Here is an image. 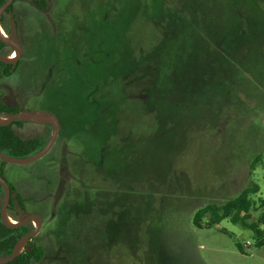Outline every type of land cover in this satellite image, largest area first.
<instances>
[{
    "label": "rangeland",
    "instance_id": "1",
    "mask_svg": "<svg viewBox=\"0 0 264 264\" xmlns=\"http://www.w3.org/2000/svg\"><path fill=\"white\" fill-rule=\"evenodd\" d=\"M116 1L127 0H52L45 13L25 1L17 5L18 37L26 56L16 73L0 77V97L8 95L30 111L62 122L45 156L5 166L6 178L26 198L28 213L43 220L34 242L47 251L35 264H264V245L256 244L250 228L229 218L212 227L194 223L199 208L223 204L253 184L259 191L251 194L255 207L249 221L264 212V0H183L205 12L204 25L217 37V49H228V56L208 53L204 41L185 34V29L147 56L145 70L156 57L152 87L142 94L133 88L141 98L125 109L129 118L121 129L127 141L119 164L107 167L119 183L110 177L108 183L79 191L91 179L86 163L98 158L105 132L111 130L108 120L99 119L98 107L116 111L134 68L122 28L131 13L129 7L122 8V14L110 13ZM157 1L148 3L151 7ZM105 12L103 27L90 22ZM63 14L62 30L58 25ZM4 22L10 30L9 15ZM94 35L103 41V50L85 58L83 51H92ZM151 37L152 29L142 26L131 40L146 45ZM117 42L125 57L118 67L112 53ZM102 65L111 73L116 68L130 72L106 78ZM187 66L198 69L189 72ZM99 77L108 80L97 88ZM95 114L98 118L92 119ZM132 121L134 136L125 133ZM34 123L15 129L23 138L43 135L47 143L53 130ZM98 160L101 163L102 156ZM105 171L101 167L99 173ZM63 175L67 181L59 183ZM5 193H0V201ZM74 195L80 196L74 200ZM94 202L105 207L106 215L73 226L71 243L62 245L68 210L88 212ZM26 214L8 212L14 222ZM248 241L252 245L247 246Z\"/></svg>",
    "mask_w": 264,
    "mask_h": 264
},
{
    "label": "trees",
    "instance_id": "2",
    "mask_svg": "<svg viewBox=\"0 0 264 264\" xmlns=\"http://www.w3.org/2000/svg\"><path fill=\"white\" fill-rule=\"evenodd\" d=\"M6 0H0V7ZM35 6H38L42 9H46L49 6L50 0H31ZM115 5V8H109L110 13L112 11L122 14V8L126 10L129 7L130 16L125 17L122 23V28L125 37V45L128 48V53L130 56V61L132 62V75L131 79L126 81V85L124 86L126 97L123 102L120 103L115 112H108V108L98 107V115L99 119L108 120L111 125V130L107 132L111 133H123V129L121 126L127 124L124 122V119H128L129 116L125 112V109L133 103V101L141 98L139 95H136L133 88L137 87L140 93L142 94L150 87H152V81L157 73L154 74V70H157L156 57L154 59H150L148 64L145 66V61L147 56H153L157 54L158 51L168 43V39L174 35L175 32L186 30L185 34H193V36L199 40L204 41L205 49L208 53L215 52L221 55L228 56V49L224 50L225 53L217 49L216 43L217 37H215L213 31L204 25L206 23L207 17L203 10L198 9V7H193L188 3L185 4L183 0H158L157 3H154L151 7L148 3V0H127V1H116L112 3ZM149 27L152 29V40L149 44L141 45L139 43L135 44L132 36L136 35V27ZM214 28V27H213ZM245 31L244 28L241 27V32ZM221 42V41H220ZM6 44L3 40L0 39V52L4 55L8 54L6 52ZM183 46V44H182ZM182 46H180L179 53L182 50ZM115 51H112L113 54H116L117 60L114 62V65L120 66L125 57L122 56L121 44L118 42L115 43L114 46ZM103 50V41H97L92 45V51H102ZM179 58V57H178ZM112 59V58H111ZM179 63V61H177ZM173 66L172 69L178 66V63ZM140 64V70L136 69ZM0 65L8 66L6 63L0 60ZM212 63L209 68L213 69ZM104 72L107 74L106 78L113 79L115 76H123L128 72H120L115 70V73L108 72V69L105 65H102ZM136 67V68H135ZM197 67H189L187 66V70L189 72H194ZM197 72V71H196ZM114 74V75H113ZM114 77H113V76ZM108 79L104 77H99L96 84L104 85ZM229 84V83H227ZM100 106V105H99ZM18 109L15 107L8 106L3 101H0V114L1 116L11 115L17 112ZM146 111V110H145ZM150 116L154 112L148 111ZM98 115H94L92 119L98 118ZM147 115V114H146ZM26 120L18 119L9 124L0 125V151L5 152L6 154L14 157H26L32 155L42 149L46 144V140H44L40 136L23 138L20 134H18L14 128V125H20L22 122ZM33 122V121H29ZM136 121H132L129 124L128 130L125 131L127 134L137 135V127L135 125ZM124 142L123 148L125 147L127 137L125 138V134L123 135ZM114 137H111L113 139ZM115 139V138H114ZM102 148V146H101ZM102 153L101 150L98 152V158L93 160V158L89 159L86 163V167L90 170V183H83V186L79 189V191H84L88 187H92L94 183H99L100 180L97 178L100 173V160ZM1 160L0 166V176L5 177V165L6 161ZM256 162V160L254 161ZM255 164V163H253ZM100 184V183H99ZM12 189L18 190L14 184L10 183ZM3 191L2 185L0 184V193ZM64 189L60 186V191L58 197L61 198ZM259 191V187L256 184L245 188L237 197L228 200L223 204L217 203H209L201 208H199L194 216V223L198 227H212L215 224H218L222 219L229 218L234 223H240L242 226L250 228L254 232V237L256 240V244L261 246L264 245V229L261 226H264V212L261 214L260 218L257 221H249L251 216V211L255 207L254 199L251 197V194H255ZM78 194V192H75ZM99 195V194H98ZM16 200H14L15 204H22L21 194L16 193ZM72 196V195H68ZM80 195H74V200ZM98 200V197H95ZM66 201V200H65ZM3 200L0 201V258L4 256H9L12 254L13 249L17 241L26 233H28L31 229L28 225H18L15 227H10L6 223L3 222L1 217V208L3 206ZM13 202V199L11 200ZM264 205V199L262 201ZM105 212V207H103L99 202H94L93 206H91L90 211L88 212H78L74 211L73 208H70L64 218V234L61 235V243L62 245L70 244L72 241V237L75 236L72 233V227L76 225L82 226L88 218L98 219L99 217H103ZM208 217L206 220L205 218ZM74 224V225H73ZM241 247V246H240ZM46 256V249L42 245L38 244H30V249L24 248L13 260L4 262L2 264H35L44 260Z\"/></svg>",
    "mask_w": 264,
    "mask_h": 264
},
{
    "label": "flooded vegetation",
    "instance_id": "3",
    "mask_svg": "<svg viewBox=\"0 0 264 264\" xmlns=\"http://www.w3.org/2000/svg\"><path fill=\"white\" fill-rule=\"evenodd\" d=\"M20 1H25L30 7H32V8H34L37 12H40V13H45V12H47L50 8H51V5H52V0H50V3H49V6L46 8V9H42V8H40V7H38V6H35V4H33L32 3V1L31 0H13V2L7 7V9L5 10V12L2 14V16L0 17V27H2V29L4 30V31H1V29H0V31L6 36V37H8L9 39H11V40H13V33H12V28H13V22L15 21V27H16V36H15V38L16 37H18V35H21V22H20V14H18V12H19V10H17V5H18V3L20 2ZM10 16V18H11V26H10V30H8L7 29V27H6V25H5V22H4V19L6 18V16ZM64 14L61 16V18H62V21H61V24L60 25H58V27H60L61 26V28H62V30H63V27H65V21H63L64 20ZM75 20V19H74ZM89 20H90V22L91 23H94L95 25H97V27L99 28V27H103V25L106 23V21H107V12H105L104 14H102L101 16H100V18H98V17H95L94 19H91V18H89ZM44 26H42V28H43ZM85 28H86V26H84ZM22 32H23V30H22ZM97 32H95V34H96ZM91 37H93V43H95L96 41H97V38L95 37V35L94 36H91ZM17 41H19L20 42V44L22 45V47H23V52H22V54H21V57L18 59V61H16V62H12V63H6V62H4V63H6L8 66H4V65H0V77L2 76V77H10V76H12L14 73H16L17 72V70H18V68H17V66H19L20 64H21V62H22V59L24 58V56H26V47H25V44L23 43V41L22 40H20L19 39V37H18V39H16ZM5 44H6V48H11V53L14 51V49H13V47L11 46V45H9V44H7L6 42H4ZM86 43V45H87V47H88V43H87V41L85 42ZM93 43L91 44V45H93ZM91 48V50H92V46L90 47ZM17 52V51H16ZM11 53H8V54H6V56H10V57H13L14 58V56L11 54ZM97 52L96 51H88V52H86V51H83V56L86 58H88V57H90L91 55H93V54H96ZM16 57V56H15ZM37 72L39 73V70H37ZM46 83H47V80H46ZM46 83H45V85H46ZM7 86H11L10 84H7ZM100 85H99V83L98 84H96V87L98 88ZM0 87H1V85H0ZM0 101H3L4 103H6L8 106H11V107H15V108H17L18 109V111L17 112H21V111H30L28 108H25L24 106H22L20 103H16L15 101H13V100H11L10 99V97L8 96V95H3L2 97H0ZM95 102H97L96 100H95ZM101 103H99V104H96L95 103V105L97 106V105H100ZM16 113V112H15ZM1 115V114H0ZM8 116V115H7ZM58 119V121H59V123H60V129H61V126H62V122L59 120V118H57ZM16 120H18V119H16ZM16 120H13V121H11V122H14V121H16ZM10 122V123H11ZM27 123H29V124H34L35 125V123L34 122H29V121H24V122H22L20 125H18V124H16V125H14V128L16 127V126H22L23 124H27ZM44 125H47V126H49L50 127V130H53V125L52 124H50V123H43ZM60 129H59V131H60ZM16 130V129H15ZM17 132V131H16ZM53 132V131H52ZM58 135H59V132H58ZM36 136H40V137H42L44 140H45V137L43 136V135H35L34 137H36ZM111 137H114L113 139H111ZM57 139H58V136H57ZM57 139H56V141H57ZM56 141H55V143H56ZM123 142H124V137H123V134L122 133H119V132H116V133H111V132H105V137L103 138V143H102V148H100V150H101V153H102V160H101V164H100V166L102 167V168H105V173L103 172L102 174H100V175H106L105 176V179L104 180H99V183H108V180H109V178L111 177L113 180H112V182L113 183H115V182H117V183H119V180L117 179V178H115L113 175H111V176H109V174L107 173V172H109L108 170H107V167L109 168V165H113V163L115 162V163H118L119 164V162H120V157L122 156V153H123ZM55 143H54V145H55ZM53 145V146H54ZM53 148V147H52ZM65 154V153H64ZM110 156V157H109ZM65 160H66V156H63V158H62V161L63 162H65ZM1 166V165H0ZM6 166V165H5ZM101 167H100V169H101ZM86 169H88L87 167H86ZM7 181H8V179L6 178V169H5V177H4ZM68 178V177H67ZM66 181H67V179H66V176L65 175H63L62 177H61V179H60V182L59 183H66ZM8 183L10 184L11 182L10 181H8ZM83 183H90V181L87 179L85 182H83ZM1 184V183H0ZM2 185V184H1ZM2 188H3V191L1 192L2 194L5 192V190H4V187H3V185H2ZM10 188H11V195H10V199H9V203H8V206H7V214H8V212H15V213H17V214H19L20 216L21 215H23L24 213H26L27 212V214H29L28 213V211H27V204H26V198H25V196L21 193V192H19L18 190L16 191V189H12V187H11V185H10ZM16 193H19V194H21V197H22V204H18V205H16L14 202V200H16ZM5 198V197H4ZM13 199V202H11V200ZM3 201H4V199H3ZM3 204H4V202H3ZM2 209V208H1ZM112 212H114V211H112ZM103 215H106V211L104 212V214ZM25 216V215H24ZM24 216L23 217H21L20 218V220H22L23 218H24ZM11 217L10 216H8V219H10ZM19 220V221H20ZM10 221V220H9ZM11 222V221H10ZM12 223V222H11ZM14 223H16V222H14ZM34 223H36L37 224V221L36 220H34ZM42 223H43V220H42ZM21 225H28L29 227H31V229H30V231H32L33 229H34V225H33V221H28L27 223H24V224H21ZM29 231V232H30ZM28 232V233H29ZM39 232H40V230H39ZM38 232V233H39ZM27 234V233H26ZM37 236V235H36ZM36 236H34V237H32V238H30V240H28V242L26 243V245L24 246V248H26L27 246H29L30 247V244H35V242H34V240H35V238H36ZM43 246V245H42ZM44 247V246H43ZM46 249V248H45ZM47 251V250H46Z\"/></svg>",
    "mask_w": 264,
    "mask_h": 264
},
{
    "label": "water",
    "instance_id": "4",
    "mask_svg": "<svg viewBox=\"0 0 264 264\" xmlns=\"http://www.w3.org/2000/svg\"><path fill=\"white\" fill-rule=\"evenodd\" d=\"M13 2V0H6L3 5L0 7V17L2 14L5 12L7 7ZM12 33H13V40L9 38H5L0 34V39L6 42L7 44L11 45L14 50L17 51V55L14 58H8V56L4 55L3 53L0 52V60L6 63H12L18 61V59L21 57V54L23 52V47L20 44L19 41L16 40V27H15V21L13 22V28H12ZM16 119H22L26 121H33V122H40V123H50L53 125L54 129L52 132V135L48 142L44 145L42 149L37 151L36 153L26 156V157H14L6 154L3 151H0V159L5 160L6 162L10 163H16V164H26L29 162H33L35 160H38L45 156L53 147L57 136L58 132L60 129V123L58 119L48 113L45 112H32V111H21V112H16L8 116H1L0 115V125H5L9 124L11 121L16 120ZM0 183L3 185L6 193H5V198H4V204L1 209V217L4 223H6L10 227H15L24 223H27L28 221H34L37 220V225H35L34 229L30 231L29 233L23 235L15 244V247L13 249V252L9 256H4L0 258V264L13 260L23 249L28 240L30 238L36 236L42 226V217L39 214L36 213H29L24 216V218L20 221H18L15 224H11L7 221L6 215H7V206L9 203L10 195H11V188L10 184L8 181L0 176ZM22 246V249L19 250V247ZM27 249H30L29 246L26 247Z\"/></svg>",
    "mask_w": 264,
    "mask_h": 264
},
{
    "label": "bare ground",
    "instance_id": "5",
    "mask_svg": "<svg viewBox=\"0 0 264 264\" xmlns=\"http://www.w3.org/2000/svg\"><path fill=\"white\" fill-rule=\"evenodd\" d=\"M0 25H1V24H0ZM0 29H1V31H4V30L2 29V27H0ZM1 31H0V34H1L3 37L8 38V37H6ZM14 51H15V52H13L12 55H13V56H14V55L16 56V55H17V52H16V50H14ZM15 56H14V57H15ZM8 58H13V57L8 56ZM8 216H9V215L7 214V215H6V219H7V221H8L9 223L12 222L11 224H15V223H14V220H13L12 218L8 219ZM9 220H10L11 222H10ZM36 221H37V220H36ZM16 223H17V222H16ZM21 249H22V246L19 247V250H21Z\"/></svg>",
    "mask_w": 264,
    "mask_h": 264
},
{
    "label": "built area",
    "instance_id": "6",
    "mask_svg": "<svg viewBox=\"0 0 264 264\" xmlns=\"http://www.w3.org/2000/svg\"><path fill=\"white\" fill-rule=\"evenodd\" d=\"M263 237H264V234H263ZM250 245H252V242L251 241H248L247 242V246H250Z\"/></svg>",
    "mask_w": 264,
    "mask_h": 264
}]
</instances>
